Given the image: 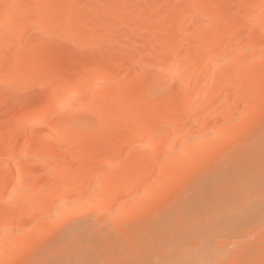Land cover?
<instances>
[{
    "label": "bare ground",
    "instance_id": "1",
    "mask_svg": "<svg viewBox=\"0 0 264 264\" xmlns=\"http://www.w3.org/2000/svg\"><path fill=\"white\" fill-rule=\"evenodd\" d=\"M88 1L0 0L11 89L57 77L43 34L106 52L90 69L70 61L11 127L0 264H191L212 243L220 259L237 215L264 216V0H96L103 17L84 20ZM80 211L99 219L66 228Z\"/></svg>",
    "mask_w": 264,
    "mask_h": 264
},
{
    "label": "rangeland",
    "instance_id": "2",
    "mask_svg": "<svg viewBox=\"0 0 264 264\" xmlns=\"http://www.w3.org/2000/svg\"><path fill=\"white\" fill-rule=\"evenodd\" d=\"M167 1L172 2V3H169V4L167 3L168 5H171L174 2V0H167ZM216 1L219 2L220 0H216ZM221 1L222 2L226 1L230 5L232 4L231 1L233 2V0H221ZM234 1H236V4H232V6H230L232 8L234 7L233 5H237L238 4L237 0H234ZM239 1H241V0H239ZM244 1L245 0H242V2H244ZM246 1H248V0H246ZM95 2H96V0H89L87 3H85V5H84L85 9L83 11H85L87 9V7L90 6V4H93V6L89 7V9L86 10L88 12H86V11H85V13L82 12V14H83L82 16H83L84 20H88L91 17L92 18L95 17L94 19L97 20L98 17H100L99 19H101L103 17V16H101L102 13H100V12H99L100 14L97 13V14H93L94 16L92 15L91 8L92 7L94 8V7H96L98 5V3L96 2L97 3V5H96ZM60 3H61L59 5L60 8L62 10L65 9L63 11H66V12H68L67 9L70 10V8L73 6V4H70V3L67 4V2H60ZM63 3H64V5H62ZM228 3L227 4L223 3V5L226 6V8H228V6H229ZM70 5H72V6L70 7ZM99 7L102 9V6H99ZM222 7L223 6L221 5L220 8H222ZM230 7H229V9H230ZM171 13L175 14V12H171ZM249 13H250V11L248 12L247 15H249ZM96 16H98V17H96ZM106 18H105V21L108 19L107 21L108 22L111 21L110 23H114V21H115V18H113V17H108L107 19ZM132 18H133L134 21L132 20L133 22L130 23V28H132L133 26H135L139 22H142V21H139V20H143V19H139L138 17H131V19ZM246 18H248V17H246ZM131 19H130V21H131ZM127 21H129V18H128ZM91 28H92V25H90L89 27H86L85 28L86 30L84 29L86 31L85 33L86 34L88 32L91 33V31H90ZM128 28H129V23L126 22V25L124 26V28L119 29V31H117V34L120 37H122L123 33H125L128 30ZM107 30H104L105 32L102 31L103 33L102 32H100V33H102L104 35L105 34L107 35L109 33V30H108V32H107ZM121 31H122V33H121ZM102 34H100V35L102 36ZM82 35H79V38H81ZM242 35H244V34H242ZM246 35L247 34H245L244 37ZM55 36L53 37V36H50V35L48 36L46 34L45 35L43 34V36H42L43 39L41 38V40L39 42V44H43V45L46 44L45 46H46L47 51L48 50L51 51L49 53L52 56L50 55L51 59L50 58L48 59L49 60L48 64L51 66V69H53V73H55V76H57V77H54V80H53L52 84L50 83L49 85L44 87L45 84H43V83L31 82V83H29L30 84L29 85V84H26L25 82L22 81L21 83H19L16 86V88L12 87V89H11L10 87L12 85H8L10 82H8V84H6L7 82H4V83L0 82V96L1 95L3 96V93L5 94V92H9L10 93V94L6 93V94H8L7 98L5 99L4 104H2V106L0 107V122H2L0 124V130H1L2 134H3V137L0 139V151H1L2 154L5 153L4 151H6V145L8 144L10 133L12 132L11 131L12 130L11 127L14 124H16L15 120L18 117H22V116L27 117V115L30 112V111H28V110H30L29 107L32 106V104L34 102H36L35 100H37V101H43V100L48 101L49 100L50 101L52 99V96L54 95V93H53L54 91L51 88H53V84L55 86V83L62 82V76L64 75L66 66L68 65V63H70V61L74 60L75 63L73 64V66H75L76 68L80 67V69L82 67L89 68L90 66H91L90 68H92L93 65L100 64L101 62H104V59H105V56H106V52L105 53L104 52L98 53L94 58H92V54H91L92 52L91 51L89 52L88 49H86L85 46H82L80 44L78 45L73 40L68 39V38L66 39V37H65V39L64 38L62 39L60 36L59 37H55ZM50 37H52V38H50ZM105 37H107V36H105ZM244 37H243V39L246 38V37L245 38ZM246 39H248V38H246ZM135 41L137 43H140V39L138 37L135 38ZM43 45H41V46H43ZM36 54H38V55H36L37 57L39 56V58H41V55H42L41 52H38ZM64 54H66V56ZM82 54H84V57L79 60L78 58L81 57ZM62 55H64L65 58ZM9 58H14V54L10 52L9 53ZM21 60H22V58L17 59V63L16 64H19V65L18 66L16 65V68H18L20 66V63L22 62ZM76 60H78V61H76ZM88 65H89V67H88ZM120 75L123 76L124 72H122ZM260 123L261 122H259L257 125H259V127L260 126L262 127L264 121H263V123H261L262 125H260ZM25 142L28 143L27 140ZM23 153H24V151H23ZM9 157H11V154H9L8 157H5V156L2 157V158H4L3 161L6 158L8 159ZM4 162H5L4 164H8L6 161H4ZM2 163L3 162H0V168L2 167ZM10 166L11 165H9V164H8V166L5 165V167H7L6 169L9 170V172L12 171ZM78 213L81 214V211L78 212ZM78 213L74 214V215H76L75 217L73 215L72 217H70L64 223L65 227L68 225L66 228L72 227L73 225H71V224L77 225L76 221L77 222H80V221L84 222V220H88V219H90V220H93L95 218L99 219V215H98L97 212L96 213L95 212H89L88 215H87V213L83 211L82 212L83 215L81 214L82 216L79 215ZM260 217H262V218H260ZM236 219H237L236 222H238L237 224L239 225L238 230H234V231H231L229 233L226 232V234L223 235L224 237L222 236L223 239L220 238L221 240H219L220 243H222L221 250H220V254L222 256H220V259H216V258L214 259V257H213V254L216 252V249L214 248L215 247V243H212L211 245H209L210 246L209 250H208V248H207V251H206V249H205V251L203 250L204 256H203V254H201V256H202L201 259L200 258H199V260L197 259L196 262H194L195 260H193V262L191 264H215V263L216 264H264V216L258 215V216H254L253 218H251L249 220H246V219H248V217H246L244 215H237ZM251 220H253V221H251ZM258 222H260V223L258 224ZM188 247H189L188 249H191L190 246H188ZM188 249L186 248L184 252L186 254L192 255L193 254V251H192L193 247H192L191 251H188ZM210 251L213 252L212 256H210L211 254L208 255V252L211 253Z\"/></svg>",
    "mask_w": 264,
    "mask_h": 264
}]
</instances>
